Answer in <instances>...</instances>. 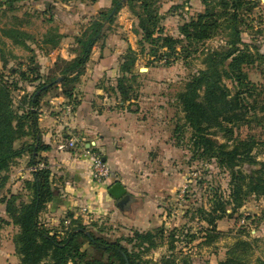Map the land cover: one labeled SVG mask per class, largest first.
Listing matches in <instances>:
<instances>
[{
  "label": "rangeland",
  "instance_id": "374dc122",
  "mask_svg": "<svg viewBox=\"0 0 264 264\" xmlns=\"http://www.w3.org/2000/svg\"><path fill=\"white\" fill-rule=\"evenodd\" d=\"M118 1H120V9L113 21L105 25L103 30L105 37L100 39L94 47L122 50L121 54L119 53L121 63L128 48L139 50L136 15L140 13V8L137 1L131 5L127 0ZM53 3L56 7L53 6L52 9L50 6ZM60 3L59 0H40L32 5L30 1H26L14 4L11 11L0 4V29L3 27L1 31L11 30V24L18 20L16 16H21L20 19L30 21V24L28 26L26 23L25 32L16 27L14 30L28 34V38L23 39L27 44L30 43V36H40L49 29L52 35H56L58 29L82 35L90 24L101 19L99 17L101 13L109 12L113 8L111 0H72L69 3L66 2V7ZM259 4L253 16L249 17V28L244 29L242 40L249 46H255L264 55V1L259 0ZM153 6L161 17L160 27L163 33L173 37L178 36V29L184 22L205 9L202 0H156ZM67 13L74 16V22L68 23L61 18ZM16 25L22 27V23L17 22ZM72 26L74 29L71 28ZM62 41L60 38L58 46ZM63 42L68 44L69 51L78 50L75 37L73 38L72 35L68 39L65 38ZM220 43L221 39L215 38L186 52L177 48V55L169 59V65L157 59L158 53L148 57L145 53L139 54L137 51L134 68L128 71V74H140L131 84L134 90L133 102L124 103L123 107L124 110L128 109L126 113L132 118L130 125L132 126L135 122L134 125L139 128V131H143V134L138 135V146L142 157L137 163V168L133 169L132 175H129L130 178L122 186L126 189V194L130 195L132 192L131 208L143 207L145 219L150 218L149 223L141 224L139 219L142 217L136 215L139 226L129 223L125 216L124 224H122V220H112L111 216L107 215L101 220L84 224L80 217L67 214L61 219L58 230H52V232L62 233L60 229L69 226L64 225V222L69 224L71 222L67 216L72 215V220H81L96 237L110 242L118 241L129 249L131 245H128L127 241L132 239V242H136L134 241L136 232H154L161 227L167 232L172 231L173 247L170 249L168 242L171 239L167 237L168 233L165 232L161 238L156 237L158 246L148 253V258L154 261H159L163 256H172L173 264H218L228 257L230 249L236 242H252V249L249 251L247 249L248 264H257L259 259H264V200L250 197L240 209L236 210H232L230 205H225V212L219 220L214 221L213 225L209 226L204 221L205 218H209L207 214L212 211L216 198L222 197L225 201L229 199L230 175L228 170L219 167L214 160L207 161L205 158L194 155L189 142L190 132L185 126L183 113L176 100L177 94L183 91L187 80L204 68V53L207 50H216ZM6 48L5 44V52ZM46 48L48 49L47 46ZM148 48L146 45L145 51ZM17 53L21 55V60L7 64L6 67H2L0 63V79L9 84L14 107L18 109L23 105L22 97L30 96L41 84L38 81L29 82V79L35 78L36 74L29 73L28 70L36 69L39 78L47 82L46 78L50 80L60 76V69L65 66L62 60H69L59 57L52 69L42 72V65L35 54L30 61L29 57L31 58L32 55L21 51L19 47ZM5 59L8 61V55ZM259 66L255 65L246 69L249 80L258 86L264 84ZM102 83L105 88L110 87L106 80ZM228 86L231 85L228 84ZM61 92L60 85H54L48 91L49 96L61 94ZM111 98V106H113L114 98ZM43 100L44 98L40 106ZM76 102L77 97L73 103ZM68 103L73 106L69 101ZM149 129L152 133H148ZM260 131V128L243 126L238 131L234 130L235 133L228 144L238 139L244 140L249 134L258 135ZM30 140V138L18 140L15 148H21L22 144L29 143ZM218 140L220 143H225L227 138H223L222 134L218 133ZM256 148L252 154L258 162H262L264 152L257 154ZM36 161H40L37 167L29 166V156L25 153L15 159L10 168L3 173L6 180L0 186V253H15L13 239L18 233V227L5 213V201L11 195L18 197L17 203L30 201L31 191L26 188L24 182L32 179V172L36 168L47 167L40 155ZM257 168L245 164L242 170L249 173L250 170ZM46 206L41 211L40 217ZM131 208L128 206L129 211ZM218 214L221 213L218 212ZM206 230H211L212 234L217 235L206 237Z\"/></svg>",
  "mask_w": 264,
  "mask_h": 264
},
{
  "label": "trees",
  "instance_id": "16d2710c",
  "mask_svg": "<svg viewBox=\"0 0 264 264\" xmlns=\"http://www.w3.org/2000/svg\"><path fill=\"white\" fill-rule=\"evenodd\" d=\"M26 1L40 0H10V7H7L8 3L4 6L11 11L14 4ZM59 1L69 3L72 0ZM127 1L130 5L137 1L140 8V13L136 15L139 50H126L119 67L120 76L116 79L115 88L111 90L122 103L133 99L134 90L131 84L140 74H128V71L134 68L137 51L148 57L158 53L157 59L169 65V59L177 55V48L186 52L197 45L220 38L221 43L216 50H207L204 53V68L192 75L185 83L183 91L176 96L185 126L190 132L189 142L194 155L207 161L214 160L219 167L228 170L230 175L229 199L225 201L222 197H215L216 203L207 214L209 218L202 219L211 226L215 220L221 218L225 205L236 210L250 197L264 200V160L258 162L252 154L256 147L257 154L264 152V84L258 86L251 82L246 71L247 68L260 65L258 69L264 79V55L255 46H249L242 40L244 29L249 28V17L259 8V0H202L204 11L184 22L178 29L177 37L163 33L160 27L161 17L153 6L156 0ZM111 2L113 8L109 12L101 13V19L94 21L82 35L75 37L78 47L76 56L69 61L62 60L65 66L60 69V76L50 80L46 78L45 82L39 78L36 69L28 70L29 73L36 74L29 82L38 81L41 84L30 96L22 97L21 108L14 107L10 86L0 79V186L6 180L3 173L15 159L26 153L29 156V166L37 167L41 161H36L39 154L49 149L42 144L39 129L38 108L45 94L54 85H60L62 96L70 104L76 105L73 103L75 87L84 74L91 52L100 39L105 37V25L113 21L120 9V1ZM1 34L13 44L25 47L23 39L28 38L27 34L14 29L2 30ZM59 41L60 36L48 32L43 39L48 46L47 52L57 48ZM1 43L0 63L2 67H6V43ZM146 45L149 47L147 51ZM21 75L24 76L22 73ZM243 126L260 128L261 131L258 135H247L244 140L231 141L229 145L228 141L232 139L234 130L238 131ZM218 133L227 138L225 143L219 142ZM22 138L31 140L22 144L21 148H15L16 142ZM245 164L258 168L246 173L242 170ZM24 185L31 191L28 203H17L16 195H11L5 201V213L18 227L13 243L20 264L174 263L172 256H163L159 261L148 258L150 250L158 246L156 237H163L165 232L171 239L168 242L169 249L173 247V232H167L163 227L154 232H136V242H132V239L127 241L131 245L130 249L118 241L110 242L96 237L81 220H72V215L67 216L71 222L69 226L62 228V233L52 232L40 222L41 211L53 198L49 169L36 168L32 172V179L25 181ZM211 232L206 230V237L217 235ZM247 249H252V242H236L228 257L218 264H248ZM257 264H264V259H259Z\"/></svg>",
  "mask_w": 264,
  "mask_h": 264
},
{
  "label": "crops",
  "instance_id": "0c3cea01",
  "mask_svg": "<svg viewBox=\"0 0 264 264\" xmlns=\"http://www.w3.org/2000/svg\"><path fill=\"white\" fill-rule=\"evenodd\" d=\"M60 4L67 6V3ZM53 6H55L54 3L50 8L53 9ZM7 7H10L9 3ZM20 18L21 16H16L18 20L12 23L10 28L15 29L16 27L25 32L26 23L29 26L30 21H24ZM61 18L68 23L74 22V16L68 13ZM17 22L22 23V27L15 26ZM71 28L74 29V26ZM1 29L0 43H6L8 64L21 60V55L17 53L18 47L21 51L32 55V59L29 57L30 61L33 60V54L37 56L36 59L42 65V72L52 69L59 57L71 60L76 56V52L69 51L67 49L68 44L63 41L65 38L68 39L70 35L73 38L76 37L77 33L58 29L56 35L60 36L63 41L57 48L47 52V45L44 44L43 39L48 35L50 29L40 36H30L29 44L31 46L24 41L25 47L15 45L4 38ZM121 51L115 48L111 50L93 48L84 74L74 92L77 102L76 105H71V115L66 114V107L69 103L62 94L49 96L48 93L40 106L41 142L49 149L42 151L39 155L44 159L50 171L53 190L52 201L47 204L40 217L46 228L57 231L61 219L67 214L80 217L84 224L101 220L107 215L111 216L112 220H122V224H124L125 216L127 221H130L129 223L132 222L135 223V226H139L136 215L142 217L139 219L141 224L149 223L150 218L145 219L143 207L134 206L131 208L132 192L130 195L127 194L131 197L122 208L118 207V201L108 193L114 182L124 184L130 178L129 175H132L133 169L137 168V163L142 157L141 149L138 146V135L143 134V131H139V128L134 125L135 122L132 123V126L130 125L132 118L127 114L128 109L125 108L124 110V103L112 91L116 86V79L119 74ZM24 59L28 60L25 57ZM104 80L110 85L109 88H106L107 91L102 83ZM111 97L114 98L113 103L115 104L113 106H111ZM131 102L133 101L128 103ZM148 133H152L150 129ZM72 135L80 136L86 142L96 145L98 152L111 170L112 177L109 180L103 183L94 182L91 175L90 160L82 156L79 151L59 150L57 148L60 142L67 140ZM128 206L131 211L128 210ZM85 210L87 211L85 212ZM60 231L62 230L60 229ZM0 264H20V260L14 252L12 254L0 253Z\"/></svg>",
  "mask_w": 264,
  "mask_h": 264
},
{
  "label": "built area",
  "instance_id": "2783aa9c",
  "mask_svg": "<svg viewBox=\"0 0 264 264\" xmlns=\"http://www.w3.org/2000/svg\"><path fill=\"white\" fill-rule=\"evenodd\" d=\"M9 1L10 0H0V4L6 5ZM71 113L72 106L68 105L66 107V114L69 116ZM57 148L59 150L79 151L82 156L90 160L91 175L94 182L103 183L112 177L110 168L104 162L94 143H88L82 137L72 135L67 140L60 142ZM64 225H69V222H64Z\"/></svg>",
  "mask_w": 264,
  "mask_h": 264
},
{
  "label": "water",
  "instance_id": "95a60500",
  "mask_svg": "<svg viewBox=\"0 0 264 264\" xmlns=\"http://www.w3.org/2000/svg\"><path fill=\"white\" fill-rule=\"evenodd\" d=\"M108 193L112 198L118 201L119 208H122L129 201V196L126 194V189L120 182H114L109 188Z\"/></svg>",
  "mask_w": 264,
  "mask_h": 264
}]
</instances>
